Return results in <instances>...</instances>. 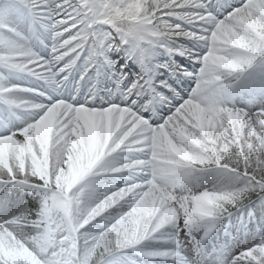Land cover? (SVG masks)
Masks as SVG:
<instances>
[{
	"label": "snow or ice",
	"instance_id": "1",
	"mask_svg": "<svg viewBox=\"0 0 264 264\" xmlns=\"http://www.w3.org/2000/svg\"><path fill=\"white\" fill-rule=\"evenodd\" d=\"M9 17L24 29L0 23V68L21 79L0 73V109L21 123L0 130V264H264V216L241 234L264 204V0H0ZM110 52L140 64L122 94L141 102L65 93ZM161 52L200 67L157 88Z\"/></svg>",
	"mask_w": 264,
	"mask_h": 264
},
{
	"label": "rangeland",
	"instance_id": "2",
	"mask_svg": "<svg viewBox=\"0 0 264 264\" xmlns=\"http://www.w3.org/2000/svg\"><path fill=\"white\" fill-rule=\"evenodd\" d=\"M10 18H13V17H10ZM3 23H7V24H9L11 26H18L19 28H21V30H23V28H24V25L21 24L19 22V20L17 18H15V17L12 20H6ZM41 35L45 38V34H43L42 30H41ZM117 40H118V37H117ZM156 68L157 67H155L154 72L156 71ZM0 73H3L4 75L8 76L9 79L12 80L13 82H17L18 80L21 79V78H19L16 81H14L17 77L14 74H8V72L5 69H3V68H0ZM180 84H181V82H180ZM182 87H183V90H184L185 94H187L188 92H190L195 87V82L193 80H191V79H187V80L184 81V84L182 85ZM20 116L23 119H28L29 118V117L28 118H24L25 117L24 113H20Z\"/></svg>",
	"mask_w": 264,
	"mask_h": 264
}]
</instances>
